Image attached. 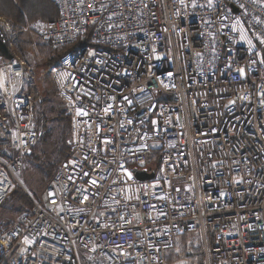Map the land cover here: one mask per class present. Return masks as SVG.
Here are the masks:
<instances>
[{"label": "built area", "instance_id": "1", "mask_svg": "<svg viewBox=\"0 0 264 264\" xmlns=\"http://www.w3.org/2000/svg\"><path fill=\"white\" fill-rule=\"evenodd\" d=\"M49 1L41 40L77 45L50 69L69 157L36 200L35 76L0 16V203H31L0 264H264V0Z\"/></svg>", "mask_w": 264, "mask_h": 264}, {"label": "rangeland", "instance_id": "2", "mask_svg": "<svg viewBox=\"0 0 264 264\" xmlns=\"http://www.w3.org/2000/svg\"><path fill=\"white\" fill-rule=\"evenodd\" d=\"M2 17L9 20L5 16ZM10 23L16 31L13 44L16 53L26 62L35 76L34 88L32 87L29 90L31 93L36 94L38 98L34 115L41 136L31 155L25 159L22 180L28 192L40 201L45 187L50 183L49 176L52 168L61 158L59 151L61 128L59 130L56 117L59 112L65 110L62 101L56 95L50 78V69L55 65L47 68V63L39 50L40 46L45 44L39 36L40 29L38 28L43 22L34 21L30 25L31 27L24 30H16L11 21ZM11 195L0 203V233L6 227L18 223L20 218L27 212L26 207ZM188 239L190 240V238ZM183 243L184 239L179 238L177 240L178 246ZM174 264H186V262H176Z\"/></svg>", "mask_w": 264, "mask_h": 264}, {"label": "trees", "instance_id": "3", "mask_svg": "<svg viewBox=\"0 0 264 264\" xmlns=\"http://www.w3.org/2000/svg\"><path fill=\"white\" fill-rule=\"evenodd\" d=\"M0 15L8 18L16 30H24L30 27L34 21L46 22L54 19L58 15V12L56 6L49 0H0ZM86 40L87 38L80 40L78 45L84 44ZM76 48L77 45L72 47L52 48L48 43H45L40 46L39 50L47 63V68H49L52 65H57L65 54L74 51ZM56 122L59 130L61 128L59 137L61 158L52 168L49 181L52 180L56 173L57 166L69 157V150L65 143L69 133V119L63 110L58 113ZM11 194V197H15L26 207V213H29L31 203L30 200L27 199L28 197L19 189L14 190Z\"/></svg>", "mask_w": 264, "mask_h": 264}, {"label": "water", "instance_id": "4", "mask_svg": "<svg viewBox=\"0 0 264 264\" xmlns=\"http://www.w3.org/2000/svg\"><path fill=\"white\" fill-rule=\"evenodd\" d=\"M234 12L237 10L234 8ZM0 57L4 58L5 60H10L12 58V54L5 43V40L2 36H0ZM137 178L142 181L150 180L154 177L155 172L152 171L151 173H146L145 171L134 170Z\"/></svg>", "mask_w": 264, "mask_h": 264}, {"label": "snow or ice", "instance_id": "5", "mask_svg": "<svg viewBox=\"0 0 264 264\" xmlns=\"http://www.w3.org/2000/svg\"><path fill=\"white\" fill-rule=\"evenodd\" d=\"M208 3H209V7H211V6H212V0H208ZM239 23H240V21L237 20V21H236V24H239ZM258 23H259V21H258ZM232 30H233V31H236V26H235V25L233 26ZM256 39L260 42V44H264V38H262L261 36H257ZM247 43H248V44L250 45V47H251V41H247ZM260 63H261V64H264V60H261ZM239 73H240L241 76H243V75H244V69H243V68L239 69ZM125 99H127V98H125ZM233 103H234V102H233ZM77 115H78V116H87L88 113H87L86 111H84L83 109H78V110H77ZM85 175H87V173H85ZM92 184L95 185V184H96V181L93 180V181H92ZM86 198H87V197H85V199H86Z\"/></svg>", "mask_w": 264, "mask_h": 264}, {"label": "crops", "instance_id": "6", "mask_svg": "<svg viewBox=\"0 0 264 264\" xmlns=\"http://www.w3.org/2000/svg\"><path fill=\"white\" fill-rule=\"evenodd\" d=\"M31 27V26H30ZM40 26H38V28H39ZM20 32V31H19ZM15 34H16V31H15ZM52 81V80H51ZM52 85H53V87H54V84H53V82H52ZM34 88V87H33Z\"/></svg>", "mask_w": 264, "mask_h": 264}]
</instances>
